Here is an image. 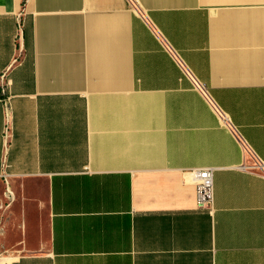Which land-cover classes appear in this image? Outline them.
Wrapping results in <instances>:
<instances>
[{"label":"crops","instance_id":"obj_1","mask_svg":"<svg viewBox=\"0 0 264 264\" xmlns=\"http://www.w3.org/2000/svg\"><path fill=\"white\" fill-rule=\"evenodd\" d=\"M6 69L0 264H264V0H0Z\"/></svg>","mask_w":264,"mask_h":264},{"label":"built area","instance_id":"obj_2","mask_svg":"<svg viewBox=\"0 0 264 264\" xmlns=\"http://www.w3.org/2000/svg\"><path fill=\"white\" fill-rule=\"evenodd\" d=\"M22 14L19 15L20 19V25L18 27L17 32V38L16 42L18 43L21 39V31H22ZM20 58H15L13 61L14 65L15 63H18ZM181 63V66L183 70H185V73L194 80V83L196 87L205 95H207L206 90L204 86L196 81L195 78H192L191 74L187 70V67L184 63ZM10 87H11V81L9 79V71L8 69L0 72V101L3 104L4 107V116H5V123L3 127V149H4V156L8 154V151L10 150V146L12 144V141L14 139V132H13V116H12V100L10 95ZM214 110H216L221 123L224 126H229L235 133L237 139L239 142L242 143V146L244 147L247 158L249 160L245 161L242 165L237 167L240 170H246L249 172H253L256 174H259L260 176L264 177V162L259 158H257L254 153L252 152L251 148L247 144V142L242 140L241 136H239V132L235 128V126L232 125L228 115H226L222 110H220L212 101ZM214 167H206V168H196L195 170H191L189 172L190 176H192V181L195 185V192H196V201H197V207L207 210L210 213H213L215 210L214 202H215V191H214Z\"/></svg>","mask_w":264,"mask_h":264},{"label":"rangeland","instance_id":"obj_3","mask_svg":"<svg viewBox=\"0 0 264 264\" xmlns=\"http://www.w3.org/2000/svg\"><path fill=\"white\" fill-rule=\"evenodd\" d=\"M3 204H4V203L2 202V203H1V206H3Z\"/></svg>","mask_w":264,"mask_h":264},{"label":"bare ground","instance_id":"obj_4","mask_svg":"<svg viewBox=\"0 0 264 264\" xmlns=\"http://www.w3.org/2000/svg\"><path fill=\"white\" fill-rule=\"evenodd\" d=\"M10 260V259H9Z\"/></svg>","mask_w":264,"mask_h":264}]
</instances>
